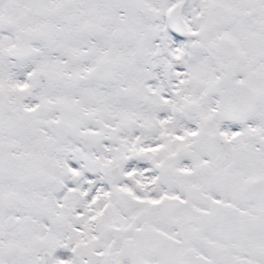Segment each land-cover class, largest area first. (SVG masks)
<instances>
[{
  "label": "snow or ice",
  "instance_id": "obj_1",
  "mask_svg": "<svg viewBox=\"0 0 264 264\" xmlns=\"http://www.w3.org/2000/svg\"><path fill=\"white\" fill-rule=\"evenodd\" d=\"M0 264H264V0H0Z\"/></svg>",
  "mask_w": 264,
  "mask_h": 264
}]
</instances>
